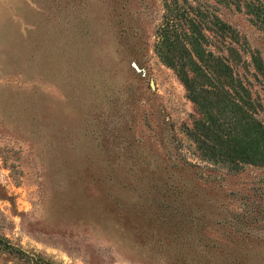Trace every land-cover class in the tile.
Listing matches in <instances>:
<instances>
[{
  "label": "rangeland",
  "instance_id": "obj_1",
  "mask_svg": "<svg viewBox=\"0 0 264 264\" xmlns=\"http://www.w3.org/2000/svg\"><path fill=\"white\" fill-rule=\"evenodd\" d=\"M178 1L264 62V0ZM164 13L0 0V264H264V168L199 159L195 107L154 51Z\"/></svg>",
  "mask_w": 264,
  "mask_h": 264
},
{
  "label": "trees",
  "instance_id": "obj_2",
  "mask_svg": "<svg viewBox=\"0 0 264 264\" xmlns=\"http://www.w3.org/2000/svg\"><path fill=\"white\" fill-rule=\"evenodd\" d=\"M162 1L165 13L154 51L195 107L197 117L185 134L199 159L232 174L247 165L264 168V100L252 96L245 77L251 66L264 85L259 52L248 51V62L235 48L236 32L217 15L178 0ZM6 246L0 237V249Z\"/></svg>",
  "mask_w": 264,
  "mask_h": 264
}]
</instances>
